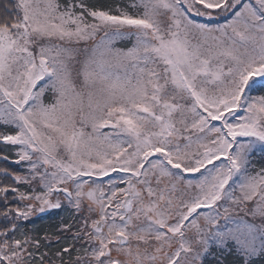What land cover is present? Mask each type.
<instances>
[{
    "label": "snow or ice",
    "instance_id": "6c2138e0",
    "mask_svg": "<svg viewBox=\"0 0 264 264\" xmlns=\"http://www.w3.org/2000/svg\"><path fill=\"white\" fill-rule=\"evenodd\" d=\"M0 23V264L72 209L56 264H203L264 248V0H18ZM240 221L239 226L222 227ZM47 241V238H45Z\"/></svg>",
    "mask_w": 264,
    "mask_h": 264
},
{
    "label": "trees",
    "instance_id": "16d2710c",
    "mask_svg": "<svg viewBox=\"0 0 264 264\" xmlns=\"http://www.w3.org/2000/svg\"><path fill=\"white\" fill-rule=\"evenodd\" d=\"M89 2L98 6H106L116 2V0H89ZM16 15L17 11L14 8L13 0H0V23L11 22ZM0 153H6L14 159V149L11 146L0 144ZM253 164L257 169L264 166V156L261 155L259 150L253 157ZM0 167H6L13 171L21 170L10 161L0 160ZM78 219V216H75L70 208L51 210L30 218L25 223L24 230L40 239V251L47 252L48 257L52 258L53 264H56L55 253L73 243L72 231H61V226L63 224H73L75 226ZM239 224L240 221L229 220L225 222V227L231 228L239 226ZM45 238H47V241ZM257 247L259 251L256 254H250L245 260L240 249L234 244H229L227 247H219L213 244L210 251L204 256L203 264H264V248L260 247L259 243Z\"/></svg>",
    "mask_w": 264,
    "mask_h": 264
},
{
    "label": "rangeland",
    "instance_id": "374dc122",
    "mask_svg": "<svg viewBox=\"0 0 264 264\" xmlns=\"http://www.w3.org/2000/svg\"><path fill=\"white\" fill-rule=\"evenodd\" d=\"M13 2H14V8H15L16 11H17L16 4H17L18 0H13ZM15 17H16V16H15ZM2 206H3L2 203H0V207H2ZM39 215H42V214H37L36 216H39ZM36 216H34V217H36ZM222 227H225V224L222 225ZM212 246H213V245H212Z\"/></svg>",
    "mask_w": 264,
    "mask_h": 264
}]
</instances>
